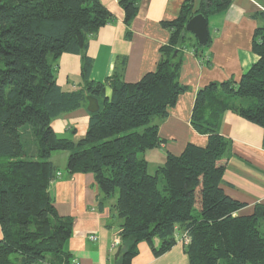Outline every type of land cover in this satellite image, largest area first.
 <instances>
[{
  "label": "trees",
  "instance_id": "trees-1",
  "mask_svg": "<svg viewBox=\"0 0 264 264\" xmlns=\"http://www.w3.org/2000/svg\"><path fill=\"white\" fill-rule=\"evenodd\" d=\"M118 2L129 27L140 0ZM231 4L200 0L195 10L186 2L176 20L164 23L171 37L156 71L137 83L124 82L117 71L99 83L90 80L87 50L114 21L100 0H0V264H76L65 251L73 219L59 215L49 193L59 172L52 157L59 152L68 153L70 176L94 175L100 210L115 200L125 247L119 264H132L140 242L158 257L185 234L190 264H264V206L237 215L246 205L221 186L231 143L219 132L228 112L264 128V22L252 44L258 62L239 82L212 83L197 93L191 124L208 136V145L168 154L155 174L141 158L162 146L159 122L189 90L179 81L182 54L211 63V37L200 47L186 24L197 14L207 20L223 14ZM63 54L81 56L82 84L74 91L57 83ZM89 96L100 110L90 114L86 136L75 142L73 133L57 135L53 121L83 108Z\"/></svg>",
  "mask_w": 264,
  "mask_h": 264
},
{
  "label": "crops",
  "instance_id": "crops-1",
  "mask_svg": "<svg viewBox=\"0 0 264 264\" xmlns=\"http://www.w3.org/2000/svg\"><path fill=\"white\" fill-rule=\"evenodd\" d=\"M100 1L114 21L90 39L87 50L93 60L90 80L99 83H105L117 71L126 83H137L146 74L156 71L161 59L160 49L171 37L164 23L176 20L186 2L191 1L195 10L200 4V0H140L137 15L127 27L125 12L118 0ZM261 13H264V0H232L225 13L208 20L210 65L202 64L191 51L182 54L179 81L189 90L179 96L176 105L169 109V116L159 122V136L164 140L162 146L141 155L150 173L155 174L170 153L180 155L189 144L208 145V136L195 131L191 124L197 93L212 83L239 82L258 62L259 56L253 52L252 44L256 29L264 22ZM128 31L130 38H127ZM81 66V56H61L57 83L64 91L80 87ZM111 93L108 88L106 95L109 97ZM87 107L88 102L83 108L54 120L51 125L54 132L59 136L73 133L75 142L84 138L90 119ZM219 132L231 143L221 186L228 196L245 203L246 207L237 215L249 216L255 207L264 206V128L228 112ZM67 160V152L52 157L61 177L49 189L59 215L73 219V232L65 251L76 264H119L121 249L125 247L121 245V223L112 209L115 200L108 201L100 210L94 175L70 176L66 170ZM61 167L65 168L64 172ZM94 234L98 241H90L89 236ZM116 239L120 240L118 246H115ZM155 244L159 246V241ZM119 249L120 255L116 258ZM137 249L132 264H190L181 242L158 257L147 242H140Z\"/></svg>",
  "mask_w": 264,
  "mask_h": 264
},
{
  "label": "water",
  "instance_id": "water-1",
  "mask_svg": "<svg viewBox=\"0 0 264 264\" xmlns=\"http://www.w3.org/2000/svg\"><path fill=\"white\" fill-rule=\"evenodd\" d=\"M186 31L192 34L200 47H205L210 39V31L207 18L202 14L193 16L186 24ZM87 110L90 114L97 113L100 110V104L97 98L93 96L87 97ZM120 249L116 255L118 258Z\"/></svg>",
  "mask_w": 264,
  "mask_h": 264
},
{
  "label": "built area",
  "instance_id": "built-area-1",
  "mask_svg": "<svg viewBox=\"0 0 264 264\" xmlns=\"http://www.w3.org/2000/svg\"><path fill=\"white\" fill-rule=\"evenodd\" d=\"M60 177H61V173L60 172H58L56 175H55V177H54V179H52V181H51V184H53L55 181H57L58 179H60ZM89 239H90V241H98V236L97 235H90L89 236ZM180 240V242H184L185 244H188L189 243V238H188V236L185 234V235H183L182 237H181V239H179ZM116 242H115V246H118L119 244H120V240L119 239H116L115 240Z\"/></svg>",
  "mask_w": 264,
  "mask_h": 264
},
{
  "label": "rangeland",
  "instance_id": "rangeland-1",
  "mask_svg": "<svg viewBox=\"0 0 264 264\" xmlns=\"http://www.w3.org/2000/svg\"><path fill=\"white\" fill-rule=\"evenodd\" d=\"M61 170L64 172L65 171V168L64 167H61Z\"/></svg>",
  "mask_w": 264,
  "mask_h": 264
}]
</instances>
